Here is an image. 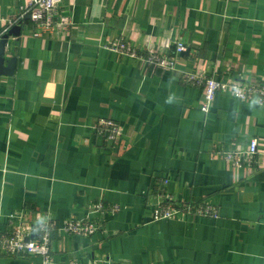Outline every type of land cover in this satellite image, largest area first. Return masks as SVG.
Listing matches in <instances>:
<instances>
[{
	"label": "crops",
	"instance_id": "crops-1",
	"mask_svg": "<svg viewBox=\"0 0 264 264\" xmlns=\"http://www.w3.org/2000/svg\"><path fill=\"white\" fill-rule=\"evenodd\" d=\"M30 0H0V30ZM68 31L8 38L0 74V230L48 217L79 220L102 201L105 228L89 238L55 233V264H264V109L218 93L208 114L182 73L264 83V0H62ZM15 36V37H14ZM170 53L175 70L110 51ZM98 118L117 139L93 135ZM235 167L216 151L244 150ZM180 201L216 206L218 218L154 219L156 183ZM19 217V218H17ZM0 264H42L0 256Z\"/></svg>",
	"mask_w": 264,
	"mask_h": 264
},
{
	"label": "built area",
	"instance_id": "built-area-1",
	"mask_svg": "<svg viewBox=\"0 0 264 264\" xmlns=\"http://www.w3.org/2000/svg\"><path fill=\"white\" fill-rule=\"evenodd\" d=\"M62 0H30L19 13L9 20L0 30V42L5 40L3 48L4 59L7 50L8 38L12 35L14 27H20L26 21L33 25V36L40 37L47 31L65 32L71 22L59 16ZM15 37V36H14ZM121 56L135 59L149 66L166 70H175V64L180 54L185 51L182 43H177L170 53L157 54L148 51L139 52L124 41L106 46ZM181 81L185 85L201 87L204 93V102L200 110L206 115L211 109L214 97L218 93L230 92L234 98L242 101H254L264 109V83L257 86L245 83L238 79L223 81L214 77H205L200 74L182 73ZM93 135L107 141H115L120 132L119 124L109 118H98L91 126ZM258 153V144L252 139L244 150L216 151V155L223 161L235 167L252 166ZM167 180L162 179L156 183L157 203L154 209V219L178 220L181 216H199L201 218H218V209L204 201H180L165 190ZM119 210L116 205L108 206L102 201L89 204L86 214L79 220H71L58 225L48 217L32 223L26 228L12 227L9 220L8 229L0 230V256L11 258L39 257L42 264H55L53 251V235L55 233L65 236L89 238L102 232L105 226L103 215L115 213ZM19 218V217H17ZM20 219V218H19ZM67 264H107V262L92 261L84 263L77 259Z\"/></svg>",
	"mask_w": 264,
	"mask_h": 264
},
{
	"label": "water",
	"instance_id": "water-1",
	"mask_svg": "<svg viewBox=\"0 0 264 264\" xmlns=\"http://www.w3.org/2000/svg\"><path fill=\"white\" fill-rule=\"evenodd\" d=\"M19 27H14L10 34L18 36L19 33ZM5 45V40L0 42V74H4V75H11V68H13V61L14 59L10 60V63L8 65V67L3 66V62H4V53H3V48Z\"/></svg>",
	"mask_w": 264,
	"mask_h": 264
}]
</instances>
